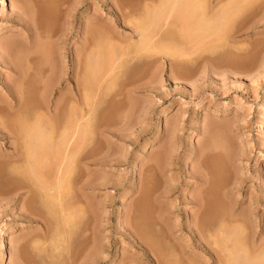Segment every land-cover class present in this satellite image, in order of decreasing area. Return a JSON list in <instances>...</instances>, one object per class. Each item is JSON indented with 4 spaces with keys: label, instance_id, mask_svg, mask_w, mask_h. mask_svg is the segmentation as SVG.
Listing matches in <instances>:
<instances>
[{
    "label": "rangeland",
    "instance_id": "obj_1",
    "mask_svg": "<svg viewBox=\"0 0 264 264\" xmlns=\"http://www.w3.org/2000/svg\"><path fill=\"white\" fill-rule=\"evenodd\" d=\"M174 1L0 0V264H64L66 256L76 257L87 246L90 252L93 246L99 249L92 256L100 264H223L226 255L246 249L252 240L262 244L259 252L264 251V0ZM41 6L48 14L41 19L44 26H39ZM172 7L175 12L193 8L197 18L205 14L213 27L188 36L176 23L158 28L166 43L180 52L172 57L175 67L170 65L172 58L158 50L151 54L139 49L141 54L133 55L139 61L133 56L116 61L122 70L115 71V85L106 89L91 118L92 124L107 129L89 138L88 149L103 157L89 168L90 177L102 188L98 192L88 187L80 197L71 194V202L88 210L78 216L69 247L66 244L61 252L65 256H51L49 244L37 238L43 218L52 226L55 207L35 183L31 165L16 162L19 144L10 128L20 116L16 109L6 112L7 103L13 94L25 92V103H33L27 105L28 113L40 109L41 87L51 75L47 65L54 61L63 65L64 78L50 95L47 92L48 99L52 109L59 101L64 104L77 68L82 70L77 80L84 78L85 41L89 44L91 39L101 48L109 43L123 47L132 26L140 23H133L139 15ZM104 53L106 62L109 51ZM75 57L81 61L77 68ZM134 81L142 86L134 90ZM126 94L130 98L124 99ZM98 114L103 120L96 118ZM209 150L217 155L203 157ZM109 160L111 169L106 167ZM202 160L210 162L206 161L211 170L199 167ZM50 170L49 165L42 168L46 181L48 176L52 180ZM204 176L213 182L203 186ZM115 183L121 185L114 188ZM197 197L208 200L209 210L206 207L202 214L197 213ZM252 212V228L240 226L239 219ZM222 220L228 227L226 236L220 232ZM85 241L88 245L83 247Z\"/></svg>",
    "mask_w": 264,
    "mask_h": 264
},
{
    "label": "bare ground",
    "instance_id": "obj_2",
    "mask_svg": "<svg viewBox=\"0 0 264 264\" xmlns=\"http://www.w3.org/2000/svg\"><path fill=\"white\" fill-rule=\"evenodd\" d=\"M177 1L179 3L180 0H176V3H177ZM182 1L183 0H181V4H183ZM188 1L189 0H187V2ZM173 2H175V1L173 0ZM169 4H170V2H169ZM192 5H193V3H192ZM179 6H181V5H179ZM34 7H35V5H34ZM163 7H164V5H163ZM185 7H187V6H185ZM188 7L190 8V5H188ZM196 7H197V4H196ZM41 8H42V6L39 8L41 10V11L39 10V12H40V15H39V19H40L39 26L40 25L44 26L45 23L40 24V23L43 22V20H41V19H42V17L44 19V16L48 17V14L45 15V13H47V12H45L44 8H42V9ZM173 8L174 7H172L168 11H163V9H161V11H154L155 14H154V12L150 11L151 9L150 10L148 9L146 13H143L145 15H143L142 17H140V15L137 18L134 17V18H136L135 19L136 21L134 20L135 22L133 21V23L135 24L137 22V19H138V21L140 20L139 21L140 23L137 22L134 26H132L133 28L131 27L133 30L130 32V35H128L126 37V44L125 45L123 44V47L122 46L120 47L121 49L118 48L119 46H117V48H115L116 46H113L112 43L111 44L109 43V45L106 43L108 46L105 47V45H103L104 48L103 47L101 48L102 44L98 45V44H96L97 42H94V41H93V44H91V42H92L91 39H89L91 41V42L89 41V44H88L87 41H85L84 42L85 44L82 45L83 47H82V53H81V54H85V56L82 57L81 54L79 56V57H82L81 58L82 59V63H83L84 59H85L84 63L85 64L87 63L86 64L87 67H85L84 70H83L84 75L82 74L84 76V78L82 77L81 81L77 80V74H79L80 71H82V70L78 71L79 69L77 67H79L78 65L81 64V61L77 57H75L74 66H76L77 70H75L74 71L75 73H73V74H75V75H73L74 76L73 77L74 81H73V84H72L73 86L68 91L67 100L64 102V104L61 105L60 101L58 100L59 103H56V105L54 103L55 107H54V109H52V106L50 105L51 102L48 99L49 95L51 94L50 92H53L52 91L53 87L56 86V85L61 84L62 79L64 78L63 77V65L57 66V65L53 64L54 61H52V65H50V66H48L49 64L47 65V67L50 68L49 70L51 72V75H49L47 77L46 81H45V78H44L45 82H43L44 84H42V87H41V89L44 92L41 93V96L39 95L41 97V98H39V100L41 101L40 104L43 105V106L40 107V109H37V110L33 111L31 114L28 113V110H29L28 107L30 105H32L33 103L32 104L30 103V105L25 103V101H24L25 97L24 98L22 97V95L25 92H22V94L21 93H17V94L15 93V95L13 94V97L7 103V107L8 108L6 107L7 108L6 112L10 113L11 109L12 110L16 109L18 111V116H20L17 119V121H16L15 127L14 128H10V129H13L12 134L14 133V135L17 137V139H16L18 141L17 144H19L18 145L19 148H17V151L15 150L17 152L16 153L17 154L16 155V157H17L16 162L17 163H23V164L28 163L29 165H31L29 168L30 169H31V167L33 168L32 172H34L33 175H35V177H36L35 180L37 181L35 183H37V185L38 184L41 185L40 188L43 190V193H45V196H47V202H48V199H50L49 202H52V204L55 207L53 213L51 212V215L53 216L52 217V220H53L52 221V226H50L51 224L48 225V219L47 218L44 219L43 218L44 215H41V216L37 215L39 217L36 216L37 218H41L43 216L42 218H43V221H44V224H43V222L40 220L42 222V224H43V225H41L43 230L41 231V233L39 234L37 239L38 240L40 239L42 242H45V243L49 244V248L47 250H49V252H51V256H53L55 253L58 254L57 255L58 257L62 256L60 254H64V252L63 253H61V252H62V250L64 251L66 244L69 242L70 236H72V234H71L72 233L71 232L72 229L75 230L73 227L75 226V223L77 222L76 221L77 218L79 219L78 216L81 215V214L83 215L88 210L86 205H85V207H83L81 203L79 205L78 203H73V201L71 202L70 201L71 194L75 193L74 195L80 197V196L83 195L85 189L88 188V187L94 186L95 187L94 189L96 191H98V192L102 188V184L101 183H96V178L95 177H90L91 175L89 173L90 172L89 168H90L92 162H99V160H100L99 158H103V157H98L97 154L92 153V149L91 150H88V149H90L89 148V138L90 137H94V136L100 137V136H102L104 134V132L102 130H107V129L105 127L104 128L100 127L99 124H95V123L92 124L91 123L92 122L91 118L95 117L93 114H94L95 110L98 109L97 107L102 102V99L104 98V95L107 92L109 86L110 87L113 86V84L115 82V80H114L116 78L115 74L117 73L115 71H117V69H119V67L121 68V63H117V62L118 61L121 62L122 59L125 58V56L126 57L128 56L127 59L131 60L129 58V56L136 55L137 52L139 54H141L139 49H142L145 52L151 50V52H152L151 54H153V50H158L159 53L162 52V54H164V56H163L164 58H166V59H168V58L170 59V57L174 58V56L177 55L176 54L177 51H178L177 47H175L177 49V51L173 47L171 48L168 45L169 43H166L165 36H163L162 33H160V31H159L160 29H158L159 27L163 26L166 23L167 24H171V25H173L172 23H176L178 25V29L181 31V33H185V35H186L187 32L188 33L189 32L193 33V32H195L197 30H206V29H208V27H210V28L213 27V26L211 27V24L207 23V22H211L212 23V21H209L210 19H208V17L205 14L199 15V17L197 18V16L195 15L196 12H195V10H193V8H192L193 12L192 11H190V12L189 11L188 12L185 11L188 8L187 9L185 8L184 11L178 10L179 12L178 11L175 12V10H174L175 8L174 9ZM194 8H195V6H194ZM29 9H30V7H29ZM47 10H48V8H47ZM127 14L128 13H126V15ZM40 16H41V18H40ZM154 16H155V18H154ZM204 18L208 19V21H206V19H204ZM203 19L205 20V22H206V24L208 26L205 23H204V26H203V23H202V25H200L201 24V20H203ZM146 20L149 21V22H147ZM186 20L187 21L189 20V21L187 22ZM169 21H171V22H169ZM185 21H186V23H185ZM190 21H192V22H190ZM128 22H129V20H128ZM127 24L128 23L126 22V24H124V25L126 26ZM130 26H128V27H130ZM174 26H176V25H174ZM202 26H203V28H202ZM205 26H207V27L205 28ZM218 26H220V25H218ZM36 27H37V25H36ZM38 28L39 29L41 28V31H42V27H38ZM109 32L111 34L110 30H109ZM41 33H39V34H41ZM43 33H45V30L43 31ZM188 33H187V36L190 35V33L189 34ZM46 34H48V33H46ZM51 35H53V34H51ZM43 36H45V35H43ZM114 36H113V38H114ZM180 36H182V35H180ZM35 47H36V45H35ZM105 48H106V50H105ZM53 50H54V48H53ZM104 51L105 52L109 51L108 54L111 55V56H109V55L106 54L109 57V58H107V61H106L107 63L105 62V59H103V57L105 58V53L101 54ZM178 53H180V52L178 51ZM52 54H53V51H52ZM181 54H183V53L181 52ZM27 55H30V54H27ZM148 55H150V54H148ZM101 56H102V58H101ZM141 56H143V54ZM17 57H18V54H17ZM26 57H28V56H26ZM37 57H39V56H37ZM137 57H139V56H137ZM181 57L182 56H180L178 58H181ZM50 58H52V57H50ZM53 58H54V56H53ZM98 58H100V61H99ZM133 58L135 59L136 57L133 56ZM173 58H172V62L173 63L171 62L170 65L173 64L172 66L175 67V64H174L175 61H173L174 60ZM39 59H40V57H39ZM39 59H38V62H39ZM136 60H137V58H136ZM139 60H137V61H139ZM28 62H30V61H28ZM47 62H49V60ZM98 62H100V63H98ZM45 63H44V65H45ZM57 64H59V63H57ZM162 64H163V62H162ZM120 70H122V68ZM21 73H23V72H21ZM176 73H178V72H176ZM23 74H25V72ZM30 75H32V74H30ZM133 76H135V75H133ZM21 77L23 78L24 75H21ZM142 80L140 82H142ZM69 81H70V79H68V82ZM135 81L132 82V83L134 84ZM144 82H146V81H144ZM21 84H23V82ZM133 84H132V88L134 90L142 86V84L139 85L140 83H138V85H137V83H135L136 85H133ZM18 87H20V85ZM110 90L111 89H109V92H110ZM20 91H22V89H20ZM128 91L129 92H133L132 90L130 91V89ZM47 92L49 93V95L47 94ZM126 93L129 94L127 91H126ZM43 94H44V96H43ZM127 94H126V96H127ZM114 96H113V99H114ZM129 96L125 97L124 99H128ZM27 105H28V107H27ZM31 111H32V109H31ZM218 112L219 111H217V114H219ZM26 113H28L30 116L27 115ZM23 114H25L26 116H29V117H26ZM16 115H17V113H16ZM102 116H103V114H102ZM102 116H101V114H98V117H96V118L99 121H101V120H103ZM212 149H214V148H212ZM212 151L213 150L207 151L205 153V155H203V157L204 156L206 157L207 155L209 157V155H211L212 153H215V151H213V152ZM202 154H198L197 156L199 158H202L201 157ZM215 155H217V154L215 153ZM211 156H210V158H211ZM203 159H205V158H203ZM202 161H201V166H199V167H203L204 170H206V171L209 170L210 167L207 168V165H208L206 163L207 160H202ZM111 162L112 161L109 160L107 162V164H106V167L111 169V167H113V166L110 165ZM208 163H210V162H208ZM46 165L47 166L48 165L51 166L52 170H50V171L53 172V173H51L52 174L51 175L52 180H50L51 178H50V176H48L49 177L48 181L50 183L48 181H46L47 177H46V179H44V177H42V173H43L42 168L44 166H46ZM104 167L105 166L98 167V168H104ZM39 168L41 170H39ZM197 168H198V166H197ZM27 169H28V166H27ZM198 169L200 170V168H198ZM206 176H208V175H206ZM202 178H203V176H202ZM212 180H214V179H210V178L204 176L203 181L200 182V183L203 186L204 185L206 186L207 184L208 185L211 184L213 182ZM131 184H132V182H131ZM112 185H113L114 188H116L119 185H121V183H115V184H112ZM36 188L38 189V187H36ZM209 194H210V191H209ZM43 196H44V194H43ZM48 196H50L51 198H49ZM79 197H78V200H79ZM197 198H198L197 199V213L206 212L207 211L206 207L208 209V205H209L208 203H206L207 198L205 199V201H202L203 198H201V199H200V197H197ZM50 206L51 205H49V208H51ZM52 209H53V207H52ZM52 209H51V211H52ZM36 213H37V211H36ZM49 213H50V211H48V214ZM254 214L255 213L252 212V213L249 214V216H246L244 218L239 219V222L241 224L240 226H243L245 228H250L251 229L252 228L251 227V223H253V221H254V218H253ZM48 217H50V215ZM230 217H231V214L227 218V221L226 220H225L226 222L224 221V223H227L230 220ZM223 220H222V224H221V222L219 224L220 225V232L223 233V234L225 233V236H226L227 235L226 232H227L228 227H227V224L223 223ZM49 221H51V220H49ZM93 228H94V226H93ZM93 233L91 234V236L94 235ZM73 234H74V232H73ZM256 234L257 233H254V235H256ZM91 236H89L90 240L92 239ZM89 237L87 236L88 242H90ZM37 239H35V240H37ZM87 239H85V240H87ZM220 239H221V237H220ZM81 241H83V240H81ZM94 241L95 240H93V242ZM250 242L251 243L249 244V246L246 245L247 246L246 249L238 251V252H235V253H229L228 255H226V261L224 263L225 264H236L234 262H237V264H260V263L264 264V251L263 252H259V250H260L259 249V244H261V243L255 244L253 242V240L250 241ZM87 243L85 241V243H83V247H85L84 244L88 245ZM68 245L69 244H67V246ZM79 245H81V244H79ZM37 246H38V244H37ZM81 246H79V247H81ZM42 247H43V245H42ZM87 247H85L86 249L84 248L85 250L80 249V251L81 250H83V251L81 253H79V255L76 256V257H75V255H77V254H75L74 256L72 255L70 257L68 255L69 258L66 256V258H64L65 259V263L64 264H76L77 258H79V260H80L78 262V264H95L96 262L100 264L101 260L99 258L95 257L99 253V249L96 250V246H93L94 250L91 248L90 250L92 252H90L88 250L89 248H87ZM73 248L75 249V247H73ZM217 249H219V248H217ZM261 249H263V247ZM88 251H89V254H88ZM260 251H262V250H260ZM70 253H72V252L70 251L69 254ZM65 254H64V256H65ZM94 254H95V256L93 258L92 255H94ZM216 255H217V253H216ZM57 256H55V257H57ZM214 256H212V257L214 258ZM217 256H216V259H214L215 261L216 260L218 261V259H220V258H217ZM61 259H62V257H61ZM222 260L223 259L221 258L220 262ZM60 263L61 262L59 261V264Z\"/></svg>",
    "mask_w": 264,
    "mask_h": 264
}]
</instances>
